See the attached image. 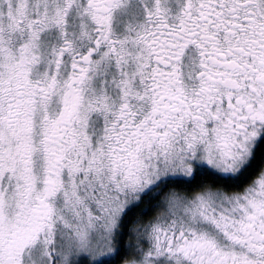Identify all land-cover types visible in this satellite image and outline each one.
Here are the masks:
<instances>
[{"label": "snow or ice", "instance_id": "6c2138e0", "mask_svg": "<svg viewBox=\"0 0 264 264\" xmlns=\"http://www.w3.org/2000/svg\"><path fill=\"white\" fill-rule=\"evenodd\" d=\"M0 264H264V0H0Z\"/></svg>", "mask_w": 264, "mask_h": 264}]
</instances>
